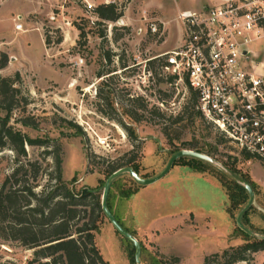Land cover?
I'll return each mask as SVG.
<instances>
[{"label": "rangeland", "instance_id": "1", "mask_svg": "<svg viewBox=\"0 0 264 264\" xmlns=\"http://www.w3.org/2000/svg\"><path fill=\"white\" fill-rule=\"evenodd\" d=\"M205 2L133 0L110 29L111 21L94 20L77 0H0V52L9 57L0 76L18 72L16 86L27 102L20 101L9 123L24 136L45 141L25 144L26 155L17 161L14 151L1 150L0 185L22 163L26 176L20 172L8 184L20 189L15 179L22 175L25 186L38 196L46 195L57 184L59 155L67 188L75 194L91 190L101 203L111 169L132 166L141 178H152L177 151L199 148L216 164L204 161L194 169L181 157L150 185L137 183L128 173L113 179L107 206L139 241L140 264H204L208 255L221 256L224 250L245 244L248 240L236 225L245 204L231 208L224 186L231 180L254 184L246 225L263 236L264 164L246 158L203 121L189 89L169 84V76L159 69L162 60H147L179 43L178 12L198 9ZM143 14L165 22L161 36L137 33L144 28ZM17 15L23 31L14 29ZM247 47L264 58V38ZM79 58L83 63L76 65ZM21 117L33 126L22 125ZM127 192L133 193L124 196ZM26 200L37 205L24 192L20 205ZM89 200L84 206L87 212L92 209ZM9 219L0 215V264H30L38 247L28 248L13 239ZM94 241L109 264H136L132 242L116 231L103 211L98 214ZM233 264H264V249Z\"/></svg>", "mask_w": 264, "mask_h": 264}, {"label": "built area", "instance_id": "2", "mask_svg": "<svg viewBox=\"0 0 264 264\" xmlns=\"http://www.w3.org/2000/svg\"><path fill=\"white\" fill-rule=\"evenodd\" d=\"M132 1L77 0L94 20H101L98 6L122 12ZM21 19L17 15L16 31H23ZM142 19L138 34H163L161 19L146 14ZM176 19L182 27L180 43L147 60L163 57L160 70L172 77L169 84H184L196 93L195 107L214 132L264 164V58L247 47L264 38V0H220L197 11H179ZM74 62L81 65L83 59Z\"/></svg>", "mask_w": 264, "mask_h": 264}, {"label": "trees", "instance_id": "3", "mask_svg": "<svg viewBox=\"0 0 264 264\" xmlns=\"http://www.w3.org/2000/svg\"><path fill=\"white\" fill-rule=\"evenodd\" d=\"M96 13L102 21L113 22L121 16V12L116 11L113 6H98ZM163 59V57H159L148 62L152 63L162 60L159 62L160 67L164 64ZM8 61L9 57L7 53L0 52V69L4 68ZM169 79L171 80L172 77H169ZM19 80L20 75L18 72L13 77L0 76V151L6 147L14 151L17 156L16 161L18 157L26 155L25 144H45V141L40 139H32L24 136L21 131L15 129L9 123L13 112L19 107L20 101L25 104L27 103L25 97H22L20 89L16 86ZM189 92L191 101L195 107L196 93L190 88ZM141 107L143 108L144 106L141 105ZM195 110L197 111L196 107ZM154 113L162 116L159 110L154 111ZM197 113L201 116L198 111ZM179 118L177 115L175 120H179ZM19 120L22 125L33 126V122L27 117H21ZM203 121L205 120L203 119ZM207 125L211 127L209 124ZM215 133L223 139L217 132ZM192 149L201 152L199 148ZM59 150V147L55 148V151ZM242 154L246 158L252 157L245 153ZM184 158H187L188 165L194 169H197L196 165L204 162L194 157ZM27 162L26 165L33 166L32 162ZM60 164L61 158L57 155V174L55 177L57 184L46 195L42 194L38 196L33 192L31 186L24 185L25 179L22 178V175L26 176L27 170L24 168L25 164L18 163L11 175L6 177L0 185V215H2V219L10 218L8 227L13 239L21 241L28 248L38 247L33 251L34 257L30 260V264H109L103 259L94 241V231L97 229L98 214L100 211L102 212L100 200L91 190H84L80 194L72 193L62 181ZM118 168L111 169L107 177ZM20 172L22 175L19 179H15V183H20L22 186L20 189H16L13 188V185L8 184V182ZM114 181L112 180L111 185H113ZM241 182L248 183L255 193V186L252 182L246 179L241 180ZM224 186L227 189V196L231 208L237 207L240 204H247L249 195L243 185L235 180H231L224 182ZM24 192L36 200L37 205L30 206L27 200L24 206L20 205V199ZM132 193L127 192L124 196L128 197ZM89 198V201H91L89 204L92 205V209L87 212L84 206L88 204L86 200ZM22 207L26 208L22 210ZM248 210L241 218V222L245 227H247L246 215ZM247 228L250 229V227ZM237 229L248 241L237 248L224 250L221 256L217 253L206 256L204 258V264H233L236 261L245 260L247 254L250 252L264 249V238L259 239L245 233L239 227ZM261 234L264 235V232ZM219 257L223 260L219 261ZM133 262H135V257L133 258Z\"/></svg>", "mask_w": 264, "mask_h": 264}, {"label": "water", "instance_id": "4", "mask_svg": "<svg viewBox=\"0 0 264 264\" xmlns=\"http://www.w3.org/2000/svg\"><path fill=\"white\" fill-rule=\"evenodd\" d=\"M181 157H194V158H198L201 159L203 161H207L210 163H214L216 164V162L211 159L208 155L195 151V150H191V149H182L180 151H177L176 153H174L171 158L169 159L165 169L159 173L158 175L152 177V178H141L135 171L133 168L131 167H123V168H119L117 170H115L114 172H112L107 179L105 180L104 186H103V193H102V197H101V209L104 213V215L106 216V218L108 219V221L112 224V226L116 229V231H118L122 236L126 237L129 241L132 242V244L135 247V262L136 264H140V250H141V245L139 243V241L129 232H127L119 223L118 221L114 218L113 214L111 213V211L109 210L108 206H107V197H108V192H109V188L111 186V182L112 180L117 177L118 175L122 174V173H128L130 176L133 177V179L141 184V185H150L153 184L157 181H159L160 179H162L171 169V167L173 166V163L175 160L181 158ZM238 183H240L241 185L244 186V188L247 190L248 195H249V199L247 204L240 210V212L238 213L237 217H236V225L237 227H239L242 231H244L245 233L254 236V237H260V238H264L263 236H258L256 235L254 232H252L250 229H248L247 227H245L242 222H241V218L243 216V214L253 205V201H254V191L252 189V187L248 184V183H243L241 181H237Z\"/></svg>", "mask_w": 264, "mask_h": 264}, {"label": "crops", "instance_id": "5", "mask_svg": "<svg viewBox=\"0 0 264 264\" xmlns=\"http://www.w3.org/2000/svg\"><path fill=\"white\" fill-rule=\"evenodd\" d=\"M219 1H220V0H206L205 4H203L200 8L195 9V10L197 11V10L202 9L203 7L210 6V5H215V4L219 3ZM189 10H191V9H189ZM180 11H183V10H180ZM163 22H164V21H163ZM164 25H165V24H164ZM180 39H181V37H180ZM179 43H180V40H179ZM179 43H178V44H179ZM178 44H177V45H178ZM174 47H175V46H174Z\"/></svg>", "mask_w": 264, "mask_h": 264}, {"label": "bare ground", "instance_id": "6", "mask_svg": "<svg viewBox=\"0 0 264 264\" xmlns=\"http://www.w3.org/2000/svg\"><path fill=\"white\" fill-rule=\"evenodd\" d=\"M120 24H123V22L121 21Z\"/></svg>", "mask_w": 264, "mask_h": 264}]
</instances>
